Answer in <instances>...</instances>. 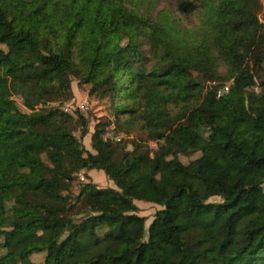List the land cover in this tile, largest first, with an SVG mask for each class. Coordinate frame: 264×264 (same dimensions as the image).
<instances>
[{
    "label": "trees",
    "instance_id": "1",
    "mask_svg": "<svg viewBox=\"0 0 264 264\" xmlns=\"http://www.w3.org/2000/svg\"><path fill=\"white\" fill-rule=\"evenodd\" d=\"M195 1L211 8L200 38L168 10L154 15L157 0H0V264L41 253L45 264H264L259 0ZM171 2L187 18L195 8ZM72 77L113 106L94 153L71 132L65 103L48 107L69 100ZM204 82L216 84L205 95ZM112 126L140 129L159 147L128 150ZM191 152L201 153L195 169L179 159ZM92 170L115 188L83 184L78 220L67 194ZM136 202L162 208L148 231ZM176 213L210 222L176 224Z\"/></svg>",
    "mask_w": 264,
    "mask_h": 264
},
{
    "label": "rangeland",
    "instance_id": "2",
    "mask_svg": "<svg viewBox=\"0 0 264 264\" xmlns=\"http://www.w3.org/2000/svg\"><path fill=\"white\" fill-rule=\"evenodd\" d=\"M193 5L195 6L194 10L192 13L189 15V18H187L184 15H180V13H177L174 11L175 5L174 3L171 2V0H157V7L155 8L156 10L154 11V15L158 14L159 12L163 10H168L173 17H177L181 21V31L182 32H190L197 37L200 38L201 34V28L206 24L208 21L209 15H210V10L211 8L209 7L210 1L202 5L198 3L195 0H190ZM183 4V3H182ZM259 10H258V17L261 23L264 24V0H259ZM149 6V5H148ZM146 6V7H148ZM145 56L148 59L152 60V56L150 53V46L147 42H144L143 45ZM129 55V53H128ZM153 64V61L147 65V68H150ZM221 72L224 74L226 72V68L222 65L220 68ZM195 78L199 77V74L193 73ZM71 95L69 97L70 101L73 98L77 99H86L89 104L88 110L82 114V116L87 119V128L86 132L87 134L83 136V131L84 128L82 127L81 123L79 122V117L81 115L70 117L73 121L74 124L71 128V132L80 140L81 145L86 152V146L90 144L92 141V136L95 132V128L97 127L99 121L103 120H110L113 121L114 119V112H113V106L111 105L110 101L108 99H102L96 95H93L91 93V86L83 84L81 80H79L76 77L71 78ZM199 82V80L197 79ZM215 83H203V95L207 93V91L215 86ZM226 89V88H225ZM223 89L224 91L220 92V95H223L226 93V90ZM256 93L260 92V88L257 87L254 89ZM7 94L6 89H0V106L3 105V100ZM16 103L18 104L19 108L22 111H27L24 108L23 105V100L20 97H15L14 98ZM68 101H57L54 103H49L48 107H58L61 103H66ZM173 114L176 115L180 109V106H174L173 107ZM67 116V115H66ZM157 115H154L153 117L151 116L152 119H155ZM114 129L115 127L112 126L108 129V133L110 134V137H112L115 141L117 142H123L126 144L128 150H132L133 145L135 142H144L145 147L147 150L151 153V155L158 149L159 144L156 141H148L147 140V133L143 132L140 129H137L132 135L128 136L126 134H114ZM91 134V138L88 136ZM92 145V144H91ZM213 156H216V154L212 153ZM201 156V153L198 152H191L187 155H180L179 159L180 161L185 164H193L199 157ZM193 169H195V164H193ZM105 175V174H104ZM87 179V174L81 172L80 174L76 175V180L71 188V191L67 194L68 196V204L70 207V213L73 214L75 219H81L82 215L79 214L80 212V204L77 202V198L80 192V189L83 184L84 180ZM96 185L101 188V189H106V188H115L113 182H110L107 176L102 177L101 179L97 178L95 179ZM221 198L216 197L211 200V202H220ZM136 205L139 208V215L141 217L146 218V230L148 231L149 226L153 222L156 213L161 210L162 208L153 204L149 203H144V202H136ZM78 206V207H76ZM176 224H188V223H195V224H208L210 222V216L209 215H204V216H188L185 213H176L175 215V221ZM148 238L147 232H146V240ZM46 260V253H41V254H36L33 255L31 258L32 264H45Z\"/></svg>",
    "mask_w": 264,
    "mask_h": 264
},
{
    "label": "built area",
    "instance_id": "3",
    "mask_svg": "<svg viewBox=\"0 0 264 264\" xmlns=\"http://www.w3.org/2000/svg\"><path fill=\"white\" fill-rule=\"evenodd\" d=\"M88 108H89V104L86 99L73 98L70 101L63 104L62 112L67 116L75 117L84 114L88 110ZM83 183H89V182L87 180H84Z\"/></svg>",
    "mask_w": 264,
    "mask_h": 264
},
{
    "label": "crops",
    "instance_id": "4",
    "mask_svg": "<svg viewBox=\"0 0 264 264\" xmlns=\"http://www.w3.org/2000/svg\"><path fill=\"white\" fill-rule=\"evenodd\" d=\"M88 136L91 138V134L88 135ZM86 152L94 153L93 150H92L91 142H90V144L88 146H86ZM83 173L84 174L86 173L87 174V177L89 176L87 178L88 179L87 181L88 182H91L92 181L94 184H96L95 179H97V178L101 179L102 177L106 176V175H104L105 174L104 172L98 171V170H92L90 172L83 171Z\"/></svg>",
    "mask_w": 264,
    "mask_h": 264
}]
</instances>
